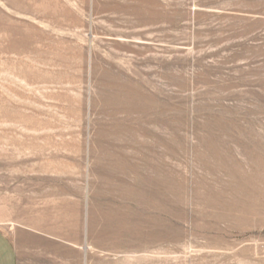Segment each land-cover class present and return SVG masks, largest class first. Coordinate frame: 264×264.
Here are the masks:
<instances>
[{
  "label": "rangeland",
  "instance_id": "374dc122",
  "mask_svg": "<svg viewBox=\"0 0 264 264\" xmlns=\"http://www.w3.org/2000/svg\"><path fill=\"white\" fill-rule=\"evenodd\" d=\"M0 229L19 264H264V0H0Z\"/></svg>",
  "mask_w": 264,
  "mask_h": 264
},
{
  "label": "crops",
  "instance_id": "0c3cea01",
  "mask_svg": "<svg viewBox=\"0 0 264 264\" xmlns=\"http://www.w3.org/2000/svg\"><path fill=\"white\" fill-rule=\"evenodd\" d=\"M0 264H19L15 243L0 229Z\"/></svg>",
  "mask_w": 264,
  "mask_h": 264
}]
</instances>
